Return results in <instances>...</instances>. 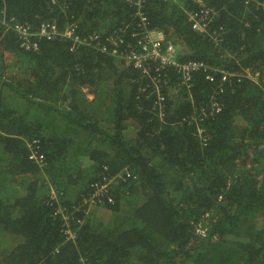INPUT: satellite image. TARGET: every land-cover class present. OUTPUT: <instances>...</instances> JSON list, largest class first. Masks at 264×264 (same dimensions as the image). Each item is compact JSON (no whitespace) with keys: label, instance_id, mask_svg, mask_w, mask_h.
Listing matches in <instances>:
<instances>
[{"label":"trees","instance_id":"1","mask_svg":"<svg viewBox=\"0 0 264 264\" xmlns=\"http://www.w3.org/2000/svg\"><path fill=\"white\" fill-rule=\"evenodd\" d=\"M182 1L147 0L148 28L180 46V60L256 74L218 92L205 145L186 119L218 87L204 74L185 89L170 70L159 119L122 58L68 40L28 52L13 32L0 38V238L18 240L0 248V264H264V0H206L218 40L191 28L183 7L196 6ZM0 9L34 28L53 20L102 36L133 13L125 0H0ZM133 30L121 31L125 42ZM32 138L41 163L29 158ZM113 177L101 202L83 203Z\"/></svg>","mask_w":264,"mask_h":264},{"label":"built area","instance_id":"2","mask_svg":"<svg viewBox=\"0 0 264 264\" xmlns=\"http://www.w3.org/2000/svg\"><path fill=\"white\" fill-rule=\"evenodd\" d=\"M55 1L51 0L52 3H55ZM125 1L133 8L131 20L122 27L114 28L112 32H109L105 36H102L103 34L98 31L90 32L87 35H80L76 33V25L73 23L60 29L53 20L43 21L34 28L27 22L21 23L10 17L4 9H0V28L2 32H13L17 37L19 47L28 52L37 50L38 42L41 39L47 41L68 40L70 42V50H75L80 46H88L97 52L122 58L137 70V78L146 81L145 85L138 87V92L154 99L153 108L156 109L159 119H162L164 116L166 106L164 90L167 85L169 87L167 90H170L168 79L169 71L172 70L177 75L178 87L185 89L191 87L193 75L197 73L204 74L206 80L209 82H217L218 87L209 96L208 103L204 107H200V110L194 107L186 119L189 124L194 126L196 135L201 140V143L205 145L209 135L204 125V119L220 111L221 105L217 99L218 92L223 91L224 86H229L233 79L237 82L244 78L254 81V74L249 73L246 69L242 71H231L222 66L207 64L201 60H180L178 58V47L176 44L170 39H167L162 31L148 28V17L144 11L147 0ZM162 1L183 4L182 0ZM191 1L196 6L194 9L186 10L187 8L183 7L188 15L191 28L199 33H208L212 39L218 40L220 30H212L210 32L208 30V25L216 16V9L208 5L206 0ZM129 26L134 28L131 32V37L135 40L134 44L125 42L121 33V31H124ZM137 28L139 30H136ZM142 87H149V90H145ZM26 145L29 151V158L41 163L43 156L39 153V139L32 138L26 142ZM122 177H124V180H133L136 178L129 171H126ZM114 179L115 177L111 178V180L103 178L102 182L94 183V190L88 198H84L83 203L89 204L90 207L101 202L98 194L102 192L103 195L108 183ZM50 194L52 199H56L57 195L53 189ZM64 218H67V216ZM78 222L79 220L76 223ZM65 233L70 239L74 237V232L69 228L65 230Z\"/></svg>","mask_w":264,"mask_h":264},{"label":"rangeland","instance_id":"3","mask_svg":"<svg viewBox=\"0 0 264 264\" xmlns=\"http://www.w3.org/2000/svg\"><path fill=\"white\" fill-rule=\"evenodd\" d=\"M180 49V46H178V50ZM8 55V54H7ZM7 60H10V57L9 56H7ZM246 70H248V72L250 73L251 71L249 70V69H246ZM252 74H254V76H255V80H256V74L254 73V72H251ZM86 91H88L87 89H86ZM88 95L90 96V94L88 93ZM129 132L128 133H126L127 134V136H132V134H134V132L132 131V127L131 126H129L128 127V129H127ZM8 192H9V190H8ZM12 195H16V193H14V194H12ZM95 214H96V212H95ZM97 216V215H96ZM109 215L107 216V214H104V215H102L101 217H99V216H97V218L100 220V221H102V222H105V223H108V221H109ZM110 222V221H109ZM198 231H199V233L200 234H202L203 233V230H202V228H198ZM17 241L18 240H16V239H14V238H7V237H5V238H0V242H2L1 243V245H0V248H10V247H12V246H14L16 243H17Z\"/></svg>","mask_w":264,"mask_h":264},{"label":"crops","instance_id":"4","mask_svg":"<svg viewBox=\"0 0 264 264\" xmlns=\"http://www.w3.org/2000/svg\"><path fill=\"white\" fill-rule=\"evenodd\" d=\"M108 213H110V212L105 211L103 208H100L96 211V215L99 217H101L104 214H107V216H108L109 215Z\"/></svg>","mask_w":264,"mask_h":264},{"label":"clouds","instance_id":"5","mask_svg":"<svg viewBox=\"0 0 264 264\" xmlns=\"http://www.w3.org/2000/svg\"><path fill=\"white\" fill-rule=\"evenodd\" d=\"M8 33H10V32H2V30L0 31V38L2 37V36H4V35H6V34H8ZM86 93H87V97L89 98V99H92L93 98V96H92V94L91 93H89L88 91H86ZM88 93L90 94V96L88 95ZM75 235V234H74ZM74 238V237H73Z\"/></svg>","mask_w":264,"mask_h":264}]
</instances>
